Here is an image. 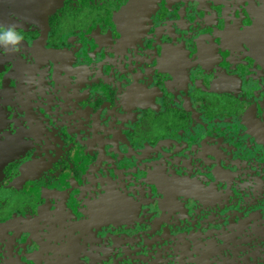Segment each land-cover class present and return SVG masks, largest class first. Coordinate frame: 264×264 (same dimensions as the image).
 Here are the masks:
<instances>
[{
    "label": "flooded vegetation",
    "instance_id": "obj_1",
    "mask_svg": "<svg viewBox=\"0 0 264 264\" xmlns=\"http://www.w3.org/2000/svg\"><path fill=\"white\" fill-rule=\"evenodd\" d=\"M0 264H264V0H0Z\"/></svg>",
    "mask_w": 264,
    "mask_h": 264
},
{
    "label": "clouds",
    "instance_id": "obj_2",
    "mask_svg": "<svg viewBox=\"0 0 264 264\" xmlns=\"http://www.w3.org/2000/svg\"><path fill=\"white\" fill-rule=\"evenodd\" d=\"M24 39V35L21 31L17 30V26L14 24L3 25L0 24V46H3L6 50L17 51L18 46Z\"/></svg>",
    "mask_w": 264,
    "mask_h": 264
}]
</instances>
